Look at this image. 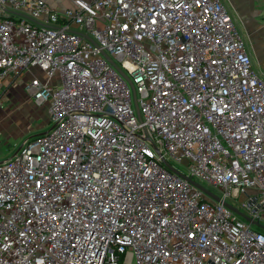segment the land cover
Segmentation results:
<instances>
[{
    "label": "built area",
    "instance_id": "obj_1",
    "mask_svg": "<svg viewBox=\"0 0 264 264\" xmlns=\"http://www.w3.org/2000/svg\"><path fill=\"white\" fill-rule=\"evenodd\" d=\"M9 79L52 126L0 161V264H264L224 203L264 217V79L222 0H0Z\"/></svg>",
    "mask_w": 264,
    "mask_h": 264
},
{
    "label": "rangeland",
    "instance_id": "obj_2",
    "mask_svg": "<svg viewBox=\"0 0 264 264\" xmlns=\"http://www.w3.org/2000/svg\"><path fill=\"white\" fill-rule=\"evenodd\" d=\"M222 2H224L231 15L234 9L230 2L235 5L248 31L252 32V30L258 29L257 25L264 22V16H260L258 21L254 16L257 10L264 7V0H231L230 2L229 0H222ZM49 3L57 4L61 7L67 5L68 0H49ZM233 19L245 40L247 48H251L252 45L248 40L244 25L238 16ZM261 44L262 41H259V45L255 44L259 65L254 64V68L264 79V73H262L261 69L264 68V47L262 48ZM60 83L58 81V85ZM51 126L52 123L49 121L47 106H40L35 103L25 90L24 79L20 81L9 79L0 84V161L11 156L27 138L46 131ZM169 161L179 170L189 173L185 164L177 163L171 159ZM215 191L218 192L217 190ZM230 201L232 200L230 199ZM232 202L241 207L240 203ZM241 210L249 214L246 208L241 207ZM261 223L264 225V217L261 218ZM252 228L254 230L258 229L254 224Z\"/></svg>",
    "mask_w": 264,
    "mask_h": 264
},
{
    "label": "water",
    "instance_id": "obj_3",
    "mask_svg": "<svg viewBox=\"0 0 264 264\" xmlns=\"http://www.w3.org/2000/svg\"><path fill=\"white\" fill-rule=\"evenodd\" d=\"M30 18V17H29ZM31 20H33L32 18H30ZM34 21V20H33ZM87 38L90 39L92 42H95L90 36L87 35ZM103 55L105 56V58L119 71V73L128 81L129 85L132 88V92H133V96H134V103L138 112L139 117H141L140 113H139V108H138V103H137V96H136V88L135 85L132 81V79L130 78V76L123 70V68L111 57L108 55L107 52L103 51ZM46 132V131H45ZM44 133V132H42ZM164 162L166 163L167 166H169V168H171L173 171L177 172L178 174H180L181 176L185 177L186 179H188L189 181H191L193 184H195L197 187H199L202 191H204L207 195L213 197L215 200L218 201H223L222 198L220 196H218L217 194H215L212 190L206 188L205 186H203L202 184H200L199 182L195 181L194 179H192L191 177L186 176L183 173H180L179 171H177L175 168H173L165 159ZM224 203L230 207L233 211H235L237 214H239L241 217H243L244 219L248 220L249 222L253 223L254 225H256L257 227L261 228L264 230V225L261 223V221L259 220H254L252 219L249 215H247L246 213L242 212L241 210H239L238 208H236L234 205H232L229 202H225Z\"/></svg>",
    "mask_w": 264,
    "mask_h": 264
},
{
    "label": "crops",
    "instance_id": "obj_4",
    "mask_svg": "<svg viewBox=\"0 0 264 264\" xmlns=\"http://www.w3.org/2000/svg\"><path fill=\"white\" fill-rule=\"evenodd\" d=\"M49 1V0H48ZM231 0H229L230 2ZM224 3V2H223ZM233 9H234V12H232V16L233 18H235L236 16H238L239 20L242 22V24L244 25L243 21H242V18L238 12V10L236 9L235 5L230 2ZM54 5H57V4H54ZM255 18L256 20L258 21V19L260 18V16H264V7H262L261 9L257 10V13L255 12ZM258 26V29L256 30H252L251 31H248L247 27L244 25V28H245V31L247 32V37H248V40L250 42V44L252 45L251 48H248V51L249 53L251 54V57H252V61H253V66L254 64H257L259 65L258 61H257V51H256V47H255V44H258L259 45V41H262V48L264 47V22L262 24L259 23ZM252 33V35H251ZM253 37V39H252ZM256 42V43H255ZM255 43V44H254ZM260 47V46H259ZM255 69V68H254ZM262 69V73H264V68H261ZM256 70V69H255ZM257 71V70H256ZM258 72V71H257ZM259 73V72H258ZM260 74V73H259ZM261 76V75H260ZM262 77V76H261ZM263 78V77H262Z\"/></svg>",
    "mask_w": 264,
    "mask_h": 264
}]
</instances>
